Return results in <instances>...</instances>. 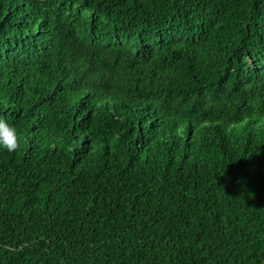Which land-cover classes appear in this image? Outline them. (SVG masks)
Returning a JSON list of instances; mask_svg holds the SVG:
<instances>
[{
  "label": "trees",
  "instance_id": "16d2710c",
  "mask_svg": "<svg viewBox=\"0 0 264 264\" xmlns=\"http://www.w3.org/2000/svg\"><path fill=\"white\" fill-rule=\"evenodd\" d=\"M0 264H264V0H0Z\"/></svg>",
  "mask_w": 264,
  "mask_h": 264
},
{
  "label": "clouds",
  "instance_id": "9594fccd",
  "mask_svg": "<svg viewBox=\"0 0 264 264\" xmlns=\"http://www.w3.org/2000/svg\"><path fill=\"white\" fill-rule=\"evenodd\" d=\"M18 129L7 120L0 118V151L13 153L19 148Z\"/></svg>",
  "mask_w": 264,
  "mask_h": 264
}]
</instances>
